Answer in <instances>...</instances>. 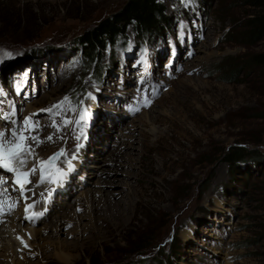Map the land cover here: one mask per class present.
I'll list each match as a JSON object with an SVG mask.
<instances>
[{
  "label": "rangeland",
  "instance_id": "1",
  "mask_svg": "<svg viewBox=\"0 0 264 264\" xmlns=\"http://www.w3.org/2000/svg\"><path fill=\"white\" fill-rule=\"evenodd\" d=\"M126 2L0 0V133L11 115L31 118L47 141L28 166L61 149L54 170L73 167L50 197L62 196L54 203L63 208L39 220V247L25 245L29 262L264 264V74L247 61L264 39L248 45L240 35L252 7L158 0L170 19L162 33L127 26L89 60L79 35ZM222 64L235 65L230 79ZM120 143L117 167L108 158ZM11 223L0 226V249Z\"/></svg>",
  "mask_w": 264,
  "mask_h": 264
},
{
  "label": "trees",
  "instance_id": "2",
  "mask_svg": "<svg viewBox=\"0 0 264 264\" xmlns=\"http://www.w3.org/2000/svg\"><path fill=\"white\" fill-rule=\"evenodd\" d=\"M246 4L250 5L252 10L244 19V27L240 35L244 39V43L249 45L264 39V0H247ZM169 22L170 19L166 16L164 7L158 0H127L119 10L86 28L79 35L78 43L84 48L86 57L89 60L93 59L94 62L99 58L100 51L117 42L127 26L134 28L137 33L153 31L160 34L163 29L167 28ZM27 57L28 55L23 56L17 62L23 63L27 61ZM247 61L260 67L264 74V49L250 53L247 56ZM231 65L229 70V67L222 64L217 71L230 79L235 74V65ZM257 116L264 119V105ZM241 155L239 151L235 150L228 153L226 159L235 164ZM132 237L140 242L145 241L148 236L145 234L143 237H138L133 233Z\"/></svg>",
  "mask_w": 264,
  "mask_h": 264
},
{
  "label": "bare ground",
  "instance_id": "3",
  "mask_svg": "<svg viewBox=\"0 0 264 264\" xmlns=\"http://www.w3.org/2000/svg\"><path fill=\"white\" fill-rule=\"evenodd\" d=\"M191 65L192 66H190L188 68H191L192 70L194 68H196V67L198 68V66H199V59L196 60V62L195 61H192L191 62ZM18 135H22V134H19L18 133ZM22 136L26 138V140L24 141L25 145L28 142L34 144L33 139H32L33 137H35L34 134L30 133L28 135V138H27V135H22ZM7 138L8 137H6V136L3 137L4 140H7ZM42 145L44 146V142L42 140H40V142L35 146V148L38 149V147L39 146H42ZM120 147H121V143L118 144V146L116 147V150L115 149L113 150V153H112L113 154V158L112 159L106 157V158H108L109 161L112 160L113 163H115L117 165V167H119L120 164H121L120 162H117V160H118L117 158L119 157V160L122 159V156L120 155V152L121 151L119 150ZM17 165L21 166L20 164H17ZM41 169H42V166L39 165L36 168V170L33 171V175L36 176L35 178H37L40 175V173H41L40 171H43V174L44 173L46 174V172L48 171V167L46 165L43 167L42 170ZM20 176H21V182L23 181L25 184L31 185L30 181H27L21 174H20ZM22 177H23V180H22ZM36 191L37 190L33 189V187H32L31 192L36 193ZM113 193H115V192H113ZM113 193H112V195H113ZM37 195L38 194L36 193L34 195V197H36V198L39 197ZM59 197H62V196H60L59 194H57V197L56 198L53 197V198H51V200L47 201L45 203V208L46 209L44 211H42V212H37L36 211L32 215L27 216V219H25V218L21 219L20 218L22 221H26L27 222V225L30 226L29 228L27 227L24 230V232H23V229L18 228V223L17 222H15L14 220L12 221L11 228L8 231L10 233V235H11L10 236V241L8 243H6L4 246L2 245L3 247H1L2 249H0V250H2V252H0V264H35V263H30L29 262L28 257H30L32 254L27 251V248L25 247V245H30L31 247H34V246L39 247V245H40V243H41V241L43 239V233L41 232V230L39 228H37L38 227L37 226L38 225V222H39V220H42L43 218L46 219V217L48 216V214L50 213V211H52V213L53 212L57 213V212L60 211L61 208H63V205H61V203H60V201L62 200V198H59ZM36 198H35V200H36ZM28 199L30 200L31 198H28ZM56 199L57 200L60 199L59 203H57V202L54 203V201ZM59 221H61V220H58V219L56 220L58 227L61 226V223ZM17 243H21V245H22V246L20 245V248L21 249L18 248L19 251H20V253L18 252L19 255H18V253L15 250V248L18 245ZM61 246H60V248L62 250H65V249L70 248V245H68V244L61 245ZM45 251H46V249H45ZM45 251L44 250L43 251L41 250V252H40V255H41V258L42 259L43 258L45 259V258L48 257L47 254L45 253Z\"/></svg>",
  "mask_w": 264,
  "mask_h": 264
},
{
  "label": "snow or ice",
  "instance_id": "4",
  "mask_svg": "<svg viewBox=\"0 0 264 264\" xmlns=\"http://www.w3.org/2000/svg\"><path fill=\"white\" fill-rule=\"evenodd\" d=\"M10 56V54H7ZM67 100V98H65ZM60 105H54L53 107H59ZM48 111H51L49 109ZM31 122V118H28L25 121V124L28 125ZM67 123V121H65ZM54 127L56 126L55 124L53 125ZM35 127V125H33ZM4 134L0 133V167L4 168L7 171H13L17 174V183H19V175H20V170L12 165V162L18 161L19 164L22 166L24 164V161L20 159V157L24 154L25 151H29L24 143L26 140L25 137L22 135H18L17 132L13 131L12 136L14 137L13 140L7 141L3 139ZM32 139H36L33 137ZM48 139H51L49 137ZM60 154H63L62 152ZM57 157V154H53L52 157H49L48 161H40V164H51L52 161H54ZM32 171H35V168L32 169ZM41 178L43 179V171H41ZM2 182V181H0ZM21 188H23V184H21Z\"/></svg>",
  "mask_w": 264,
  "mask_h": 264
}]
</instances>
